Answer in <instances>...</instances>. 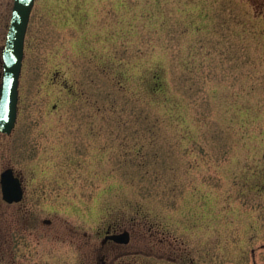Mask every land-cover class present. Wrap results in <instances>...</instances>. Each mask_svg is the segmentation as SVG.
Here are the masks:
<instances>
[{
    "label": "rangeland",
    "instance_id": "obj_1",
    "mask_svg": "<svg viewBox=\"0 0 264 264\" xmlns=\"http://www.w3.org/2000/svg\"><path fill=\"white\" fill-rule=\"evenodd\" d=\"M18 89L0 264H264V0H35Z\"/></svg>",
    "mask_w": 264,
    "mask_h": 264
},
{
    "label": "water",
    "instance_id": "obj_2",
    "mask_svg": "<svg viewBox=\"0 0 264 264\" xmlns=\"http://www.w3.org/2000/svg\"><path fill=\"white\" fill-rule=\"evenodd\" d=\"M35 0H13L11 17L5 43L1 49L2 76L0 82V133L10 134L15 126L18 109L19 76L24 57V42L30 13ZM2 199L16 203L23 198V186L13 168L7 167L0 173ZM49 222V220H45ZM105 240L126 244L130 240L127 230L108 234Z\"/></svg>",
    "mask_w": 264,
    "mask_h": 264
},
{
    "label": "flooded vegetation",
    "instance_id": "obj_3",
    "mask_svg": "<svg viewBox=\"0 0 264 264\" xmlns=\"http://www.w3.org/2000/svg\"><path fill=\"white\" fill-rule=\"evenodd\" d=\"M106 235H108V234H106ZM105 235V236H106ZM129 235H130V232H129ZM108 241H111V240H105V237L103 238V240H102V243H106V242H108ZM130 241V240H129ZM113 242V241H112ZM116 243V242H115ZM129 243V242H128Z\"/></svg>",
    "mask_w": 264,
    "mask_h": 264
}]
</instances>
